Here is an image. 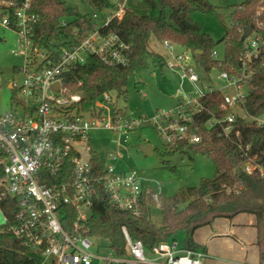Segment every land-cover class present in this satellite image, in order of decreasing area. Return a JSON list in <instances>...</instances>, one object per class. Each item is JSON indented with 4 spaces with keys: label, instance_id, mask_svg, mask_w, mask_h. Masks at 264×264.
<instances>
[{
    "label": "built area",
    "instance_id": "2783aa9c",
    "mask_svg": "<svg viewBox=\"0 0 264 264\" xmlns=\"http://www.w3.org/2000/svg\"><path fill=\"white\" fill-rule=\"evenodd\" d=\"M118 9L106 12L104 22L88 32L70 47H63L58 54L34 48L30 36L37 21L31 12V2L26 0L14 13L15 26L21 46L15 55L25 57L21 70L24 81L19 88L18 106L21 112L0 115V209L6 224L9 217L1 206L11 196L17 200L15 225L10 231L25 241L31 255L41 264H209L211 256L203 249L181 248L177 241H164L148 250L142 241L131 239L123 228L126 239L125 255L119 256L99 240L83 236L76 230L80 221H86L95 184H103L113 204L135 217L144 214L151 204L160 206V195L145 190L136 171H119L117 165L103 166V174L96 175L92 167L95 150L94 133L111 134L115 150L107 155L113 161L121 159L122 140L127 142L132 133L144 125L152 127L166 147L179 148L202 141V127L218 129L227 139L234 138L243 150V169L248 175L258 173L264 178V164L258 155L250 154L251 145L243 147L239 120L264 128V110L256 113L247 110L246 102L254 88L251 80L259 70H264V0H261L253 17L254 26L244 39L245 58L242 66L228 72L217 71L220 85H201L202 78L194 66L190 52H179L173 44L165 42L171 61L166 66L180 75L181 88L177 91L178 105L169 110H158L151 117L136 120L129 112H122L113 100V93H106L95 101V115H79L76 105L83 100L80 94L69 95L63 76L83 66L90 56L109 67L129 64L130 46L113 32L102 29L117 18L122 19L127 10V0H115ZM7 8L11 3L0 1ZM98 20V16L94 15ZM3 27H12L8 15L0 18ZM244 29L240 30L242 38ZM214 60L221 61L215 50ZM210 74V72H206ZM59 87H56V84ZM189 85L191 91L183 89ZM219 92L222 94V111L218 116L209 111L203 100ZM74 108V110H71ZM208 118L202 121V116ZM115 138H118L116 141ZM97 153V152H96ZM96 155V154H95ZM99 161L102 158L97 154ZM67 162L73 164V181L63 184L48 183L61 174ZM77 209L78 221L73 232L61 222V208Z\"/></svg>",
    "mask_w": 264,
    "mask_h": 264
},
{
    "label": "trees",
    "instance_id": "16d2710c",
    "mask_svg": "<svg viewBox=\"0 0 264 264\" xmlns=\"http://www.w3.org/2000/svg\"><path fill=\"white\" fill-rule=\"evenodd\" d=\"M11 3V7L0 3V18L8 15L15 26L14 13L23 6L26 0H0ZM96 11L112 12L118 6L110 0H85ZM151 15L139 16L127 8L122 19H113L102 29L103 33L113 32L130 46L129 64L127 66L109 67L96 57L90 56L83 66L63 76V83L68 94H80L82 102L75 106L79 115H95V101L106 93H117L127 100L128 81L137 69L141 68L150 53V41L154 38L160 44L168 42L182 51L190 52L194 60L205 72L212 70L228 72L238 70L245 58L244 39L239 33L244 28L254 26L253 17L261 0H246L236 7L232 18L233 27L226 31L221 41L216 42L205 33L201 24L194 21L195 14H211L216 8L208 0H141ZM31 12L37 21L32 29L30 39L33 47L49 53L58 54L63 47H70L76 40L100 25L94 16L81 15L64 0H30ZM156 14V15H154ZM224 45V59L214 60L213 52ZM196 52H202L197 56ZM161 63L164 60L160 57ZM254 91L250 94L246 107L251 113L264 110V70H259L250 82ZM14 85L13 88L14 89ZM18 98V97H17ZM16 93L13 102L17 100ZM222 94L215 92L203 100L204 105L218 116H225L221 110ZM71 110H74L72 108ZM128 112L127 108L120 109ZM208 118L202 116V121ZM236 127L241 131L242 145H251L250 154L258 155L259 163L264 164V128L254 123L239 120ZM202 141L195 145H182L169 148V153L192 151L211 159L216 176L202 179L195 187L181 189L173 197H160L162 221L159 226L150 219V210L155 204L145 208L144 214L135 217L118 209L106 193L103 184H95L96 193L92 199L90 216L80 221L77 232L83 236L99 240L105 247L117 255H125L126 239L123 228L136 241H142L146 249L164 241H177V234L185 232L186 248L200 249L195 241L196 232L211 226L218 219L232 220L238 215H252L256 219V246L259 253V264H264V178L258 173L248 175L243 169V150L237 146L234 135L227 139L218 129L208 130L202 127ZM96 154V155H95ZM92 167L96 175L103 174V164L95 152ZM73 181V164L67 162L59 176L48 184H63ZM1 206L9 223L0 226V264H41L39 258L31 255L30 248L22 239L10 231L15 225L18 211L17 200L7 197ZM78 213L73 206L61 208L63 227L73 232Z\"/></svg>",
    "mask_w": 264,
    "mask_h": 264
},
{
    "label": "rangeland",
    "instance_id": "374dc122",
    "mask_svg": "<svg viewBox=\"0 0 264 264\" xmlns=\"http://www.w3.org/2000/svg\"><path fill=\"white\" fill-rule=\"evenodd\" d=\"M64 1L75 8L81 15H97L99 25H102L106 18L103 12L96 11L85 0ZM110 1L116 3L115 0ZM208 1L216 8V11L206 15L195 14L193 19L202 25L205 33L209 34L216 42H219L226 31L233 27L232 15L236 7L242 5L246 0ZM127 8L139 16L152 14L141 0H127ZM19 38L20 36L16 30L3 27L0 20V115L11 112L16 113L17 111L21 112L18 109L19 88L22 87L24 81V74L21 70L25 66V57L13 53L21 46ZM149 51L154 55L146 57L144 65L137 69L128 81L126 102L117 93L112 94L117 108H127L136 120H140L143 117H151L158 110L173 109L180 101L176 97L177 91L181 88L180 75L168 68L166 64L163 65L159 57H157L160 56L164 62L171 61L166 47L152 38ZM178 51L181 52L182 49H178ZM216 51L222 57L224 55V45L220 44ZM194 66L202 78L201 85L207 83L220 85V82L216 79L218 75L216 70L206 74L196 61ZM11 84L14 85V89L10 88ZM183 90L189 92L191 87L187 85ZM15 93L16 98H18L13 102ZM94 135L99 140L95 145L93 143V146L97 148L95 151L97 152L98 150L99 155H102L104 167L109 164H115L119 171H136L142 179L144 189L152 190L159 194L160 197H173L181 189L198 186L202 179H212L216 176L215 167L210 158L203 155H195L190 150H185L183 154L169 153L159 135L148 125H144L132 133L127 142L122 140L121 159L118 161H113L107 155L109 150L113 151L117 147V144L112 143L111 134L105 131H98ZM115 139L118 141V138ZM145 146L151 147L150 153L142 151L141 147ZM86 216L89 217L90 212H87ZM150 219L157 226L161 224L162 216L159 207L153 206L151 208ZM255 220L252 215L241 214L235 222L248 224L249 221ZM219 222L225 221L220 220ZM4 225H6V220L0 209V226ZM252 230L248 229L245 231L249 240L252 237ZM176 238L181 248L186 247L185 232H179ZM228 261H230V257ZM44 264L50 263L45 262Z\"/></svg>",
    "mask_w": 264,
    "mask_h": 264
},
{
    "label": "crops",
    "instance_id": "0c3cea01",
    "mask_svg": "<svg viewBox=\"0 0 264 264\" xmlns=\"http://www.w3.org/2000/svg\"><path fill=\"white\" fill-rule=\"evenodd\" d=\"M113 4L116 5V3ZM98 140L99 138L95 135L92 146ZM93 148L94 150L97 149L94 146ZM99 156L101 157L102 155L100 154ZM240 216L238 215L232 220L218 219L211 226L196 232L194 241L200 249L207 251L211 256L210 264H228V262L229 264H259V253L256 246V220L249 221L248 224L236 223L235 221ZM220 220L225 222L220 223ZM248 229H253L250 240L245 234ZM229 257L230 261H228Z\"/></svg>",
    "mask_w": 264,
    "mask_h": 264
},
{
    "label": "water",
    "instance_id": "95a60500",
    "mask_svg": "<svg viewBox=\"0 0 264 264\" xmlns=\"http://www.w3.org/2000/svg\"><path fill=\"white\" fill-rule=\"evenodd\" d=\"M251 33V28H245L244 30V36L243 39H245L246 37H248ZM197 56L202 55V52H196ZM56 87H59V84H56ZM10 88H13V84L10 85ZM142 151H144L145 153H150L151 152V147L149 146H145V147H141Z\"/></svg>",
    "mask_w": 264,
    "mask_h": 264
}]
</instances>
